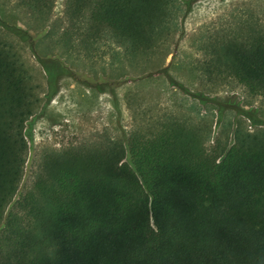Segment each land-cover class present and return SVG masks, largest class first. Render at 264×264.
<instances>
[{
    "label": "trees",
    "instance_id": "trees-1",
    "mask_svg": "<svg viewBox=\"0 0 264 264\" xmlns=\"http://www.w3.org/2000/svg\"><path fill=\"white\" fill-rule=\"evenodd\" d=\"M54 2L19 7L46 22ZM174 12L173 0H66L65 7L86 40L107 33L133 60L168 38ZM211 53L206 72L264 96V25ZM54 63L43 68L49 83L62 74ZM36 89L0 41V264H264V130L236 129L234 144L213 154L173 122L149 139L132 134L109 148L52 152L20 194Z\"/></svg>",
    "mask_w": 264,
    "mask_h": 264
},
{
    "label": "rangeland",
    "instance_id": "rangeland-1",
    "mask_svg": "<svg viewBox=\"0 0 264 264\" xmlns=\"http://www.w3.org/2000/svg\"><path fill=\"white\" fill-rule=\"evenodd\" d=\"M19 3L0 0V41L13 47L38 97L24 124L20 194L32 187L52 152L109 148L132 134L149 139L173 122L193 131L213 154L234 144L236 129L264 130V96L205 70L212 46L260 30L264 0H173L170 35L136 60L126 58L107 33L86 40L83 26L66 17V0H55L46 22ZM54 61L62 74L49 83L44 67Z\"/></svg>",
    "mask_w": 264,
    "mask_h": 264
}]
</instances>
